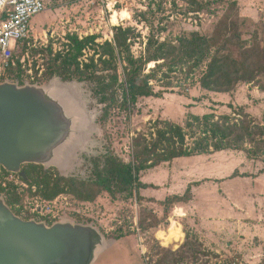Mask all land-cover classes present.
I'll list each match as a JSON object with an SVG mask.
<instances>
[{
    "label": "rangeland",
    "instance_id": "obj_1",
    "mask_svg": "<svg viewBox=\"0 0 264 264\" xmlns=\"http://www.w3.org/2000/svg\"><path fill=\"white\" fill-rule=\"evenodd\" d=\"M43 2L0 83L53 87L78 114L59 164L25 163L30 181L0 168V199L25 220L95 227L108 243L93 264H264V72L228 89L201 84L213 58L239 67L254 49L264 66V0ZM113 10L126 12L117 24ZM153 51L142 75L157 95L129 111L114 103L105 118L92 83L47 71L73 53L76 75L115 70L123 80L131 60ZM111 154L147 160L142 200L92 183L93 161ZM172 220L183 236L162 244Z\"/></svg>",
    "mask_w": 264,
    "mask_h": 264
},
{
    "label": "water",
    "instance_id": "obj_2",
    "mask_svg": "<svg viewBox=\"0 0 264 264\" xmlns=\"http://www.w3.org/2000/svg\"><path fill=\"white\" fill-rule=\"evenodd\" d=\"M77 114L58 89L0 83V166L27 179L25 163L57 165ZM106 243L92 225L25 220L0 199V264H93Z\"/></svg>",
    "mask_w": 264,
    "mask_h": 264
},
{
    "label": "trees",
    "instance_id": "obj_3",
    "mask_svg": "<svg viewBox=\"0 0 264 264\" xmlns=\"http://www.w3.org/2000/svg\"><path fill=\"white\" fill-rule=\"evenodd\" d=\"M201 44L203 43H193L188 49L190 55L197 53ZM151 46L152 41L148 43V49ZM157 57L158 54L153 51L147 58H139L136 61L131 60V68L123 76V80L115 70L101 73L89 70L84 74L76 75V69H74L75 54L73 53L67 54L58 66L50 64L47 71L49 77L58 75L64 81L77 78L78 80H87L92 83L93 94L98 102L104 104L102 117L105 118L108 114L109 106L114 103H118L120 107L129 111L136 105L138 98L157 95L148 84L147 77L142 75L146 62L157 60ZM261 72H264V66L261 59L258 58V52L251 49L250 53L248 51L245 53L244 58L239 63V67H237L236 63L234 65L226 59L213 58L209 64V71L204 76L201 84L204 87L215 84L228 89L240 80L253 81L256 75ZM146 161L139 157L138 154L134 155L133 161L128 162L112 154L106 155L102 164L100 163L101 161L95 159L92 166L94 174L92 183L109 193L111 197H115L117 193H125L127 197L135 196L138 200H142L143 196H141L140 190L151 186L143 182L140 177V172L148 168L145 164ZM30 166L37 167L34 164H30ZM26 174L27 179L30 181L31 175L27 169ZM63 180L66 181V179ZM181 197L179 195H168L165 198V202Z\"/></svg>",
    "mask_w": 264,
    "mask_h": 264
},
{
    "label": "built area",
    "instance_id": "obj_4",
    "mask_svg": "<svg viewBox=\"0 0 264 264\" xmlns=\"http://www.w3.org/2000/svg\"><path fill=\"white\" fill-rule=\"evenodd\" d=\"M126 0H106L115 9ZM45 8L43 0H0V76L17 66L16 51L33 31L30 19Z\"/></svg>",
    "mask_w": 264,
    "mask_h": 264
},
{
    "label": "bare ground",
    "instance_id": "obj_5",
    "mask_svg": "<svg viewBox=\"0 0 264 264\" xmlns=\"http://www.w3.org/2000/svg\"><path fill=\"white\" fill-rule=\"evenodd\" d=\"M125 16H126L125 10H122L120 12L113 10L112 14L110 15L111 22L113 24H117L119 19L123 18ZM69 105H70V103H69ZM171 222L172 223H171V225H170V227L168 228L167 231H159L158 234H157L158 238L162 241V244L167 245V244H169V243H171L173 241H175V242L176 241H180L181 237L183 236L179 225L176 224L177 222H175L173 220Z\"/></svg>",
    "mask_w": 264,
    "mask_h": 264
},
{
    "label": "flooded vegetation",
    "instance_id": "obj_6",
    "mask_svg": "<svg viewBox=\"0 0 264 264\" xmlns=\"http://www.w3.org/2000/svg\"><path fill=\"white\" fill-rule=\"evenodd\" d=\"M28 165V164H27ZM0 168H2V169H4V170H6L5 168H3L2 166H0ZM26 169H27V167L26 166H24V164L21 166V168H20V170H23L24 172H25V174H26ZM19 176H21L20 174H19V172H16ZM26 176H27V174H26ZM22 177V176H21ZM23 178V177H22ZM24 179V178H23Z\"/></svg>",
    "mask_w": 264,
    "mask_h": 264
},
{
    "label": "crops",
    "instance_id": "obj_7",
    "mask_svg": "<svg viewBox=\"0 0 264 264\" xmlns=\"http://www.w3.org/2000/svg\"><path fill=\"white\" fill-rule=\"evenodd\" d=\"M113 240H116L117 242H120L122 240V238H116V239H113Z\"/></svg>",
    "mask_w": 264,
    "mask_h": 264
}]
</instances>
